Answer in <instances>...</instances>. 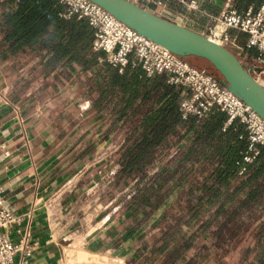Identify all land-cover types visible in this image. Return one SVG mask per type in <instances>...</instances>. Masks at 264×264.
<instances>
[{
    "label": "trees",
    "instance_id": "1",
    "mask_svg": "<svg viewBox=\"0 0 264 264\" xmlns=\"http://www.w3.org/2000/svg\"><path fill=\"white\" fill-rule=\"evenodd\" d=\"M62 11L55 0L0 1V62L14 74L37 60L9 98L29 113L39 93L59 92L53 122L59 134L77 124L73 108L63 111L69 89L92 99L87 119L103 126V136L120 140L101 166L116 167L115 187L128 184L118 198L127 213L121 224L125 235L140 233L128 264H176L202 245L221 255L215 264L227 256L236 264H264V146L244 163L240 124L223 128L226 117L216 109L181 120L180 88L138 67L119 73L98 62L103 54L93 50L86 22L64 19ZM93 150L91 142L79 159Z\"/></svg>",
    "mask_w": 264,
    "mask_h": 264
},
{
    "label": "crops",
    "instance_id": "2",
    "mask_svg": "<svg viewBox=\"0 0 264 264\" xmlns=\"http://www.w3.org/2000/svg\"><path fill=\"white\" fill-rule=\"evenodd\" d=\"M195 1L199 12L187 10L175 1L160 11L154 7L147 11L170 22L180 21V26L204 35L209 26L207 15L216 16L228 6L238 12L249 6L257 10L264 0ZM228 35L233 44L224 43L223 47L236 57L241 53L249 63L254 50L245 48L246 36L232 30ZM36 63V59L30 61V73ZM6 69V63L0 62L1 195L5 208L21 217V229L27 227L35 243L31 260L34 264H92V257L103 255L115 259V264L129 262L133 250L123 230L125 224H121L122 216L111 220L107 207L99 205L102 195L97 192L98 174L104 166L92 162L94 151L88 166L81 162L83 136L70 142L69 130L57 133L53 124L55 114L45 110L51 102L59 103L53 98L59 92L44 94L41 103L35 98L33 109L23 113V107L18 108L9 98L16 84L9 86L10 73ZM63 107L64 112L70 109L68 102ZM10 236L15 238L14 233ZM16 260L15 257L14 264ZM97 260L96 264H110L104 258Z\"/></svg>",
    "mask_w": 264,
    "mask_h": 264
},
{
    "label": "built area",
    "instance_id": "3",
    "mask_svg": "<svg viewBox=\"0 0 264 264\" xmlns=\"http://www.w3.org/2000/svg\"><path fill=\"white\" fill-rule=\"evenodd\" d=\"M55 1L63 9L62 18L74 17L86 22L93 34V50L103 54L98 62H105L119 73L130 65L138 67L146 77L163 75L168 85L182 90V98L178 104L181 120L189 117L202 119L216 109L226 117L223 128L233 122L243 127L247 145L242 161L251 163L257 156L258 148L264 146V121L205 70L190 65L162 46L139 35L88 0ZM126 1L146 11L151 7L160 11L167 3L175 1L187 10L199 12L195 0ZM207 21L209 26L202 36L217 44H233L234 40L227 34L229 30L244 34L245 48L254 50V59L252 58L245 69L253 72L254 64L263 65L264 1L257 10L249 6L243 12L228 6L216 16L207 15ZM172 23L180 26V21ZM257 82L264 87V84ZM243 170L244 167L239 174ZM1 194L0 187V264H14L15 257L16 264H34L31 257L35 243L31 240L28 228L21 229V217L14 216L5 208ZM11 233L15 234L14 239L11 238Z\"/></svg>",
    "mask_w": 264,
    "mask_h": 264
},
{
    "label": "water",
    "instance_id": "4",
    "mask_svg": "<svg viewBox=\"0 0 264 264\" xmlns=\"http://www.w3.org/2000/svg\"><path fill=\"white\" fill-rule=\"evenodd\" d=\"M139 35L162 46L180 58L208 63L220 76V84L250 107L264 121V87L252 72L222 45L179 26L126 0H88Z\"/></svg>",
    "mask_w": 264,
    "mask_h": 264
},
{
    "label": "rangeland",
    "instance_id": "5",
    "mask_svg": "<svg viewBox=\"0 0 264 264\" xmlns=\"http://www.w3.org/2000/svg\"><path fill=\"white\" fill-rule=\"evenodd\" d=\"M229 5L233 6L231 2H229ZM222 43H225V42H222ZM237 57L242 63H244L245 67H247L248 62H246L245 57L241 53H239ZM252 58L254 59V55L252 56ZM30 61H32V59L28 60L27 67L25 69H22L21 72L9 74L8 76L9 80L7 81L9 86L13 88L20 76L30 73V68H31ZM189 64L196 68L206 70L208 74L212 76L214 80L221 82L220 76L206 62L202 60H198V59H191ZM252 71H253L252 77L256 79L257 81L264 84V63L263 65L254 64V69ZM44 94L46 93L41 92L36 96V100H38L39 103H41V98L44 97ZM49 94L50 93H48L47 95ZM53 98L54 100H57V102L60 103L61 101L60 97L56 98V96H54ZM66 100L69 103V107L73 108V117L75 121L77 122L76 126L69 129V134H72L69 141L73 142L76 136L82 135L83 141H82L81 147L88 146L92 142L93 147H94L93 151L95 152L94 155L91 156L93 158L92 162L102 165L103 162L110 157V154L117 147L119 143V138L102 136L101 132L103 130V126L95 124V121L93 120L87 119L86 115L90 110V103L92 99L83 98L79 91H77L74 88H70L68 94L66 95ZM57 104L51 102L45 108V110L49 111L50 114L54 115L56 114V110L58 108ZM89 158L90 156L88 155H82L80 160L81 162H84L86 166H88L90 163L88 161ZM88 170H90V167ZM115 171H116V167L112 168L110 164H107V165H104L101 172L98 174L100 180L98 181V187H97L98 191L97 192L101 193L102 195V198H100L101 200L99 202V205L102 207H105V206L107 207L106 210L108 211L109 219L111 220H114L116 217H119L122 214L123 216H127V213L123 211V201L119 202L118 198L121 194L126 193L128 191V184L123 183L115 187L114 182H113V175ZM145 232L146 231L141 233V235H143ZM121 234H123L122 231H121ZM139 234L140 233L128 234L127 236L129 237L128 243L131 244L129 246L131 247V250H133L135 245L137 244L136 238L139 237L138 236ZM205 248H206V245H202L200 248L201 250L200 252L197 250H191L187 252L184 256L183 261L177 262L176 264H183L184 262H186V260H191V264H215L217 261V256H221V255H215V254H212L211 252H205ZM98 258H104L110 264L116 263V260L113 258H107L103 255H98L96 256L95 259L93 257L90 259L92 264H96L98 261L97 260ZM124 264H128V262L125 261ZM224 264H236V263H234V260L231 256H227Z\"/></svg>",
    "mask_w": 264,
    "mask_h": 264
},
{
    "label": "bare ground",
    "instance_id": "6",
    "mask_svg": "<svg viewBox=\"0 0 264 264\" xmlns=\"http://www.w3.org/2000/svg\"><path fill=\"white\" fill-rule=\"evenodd\" d=\"M220 45L224 44V43H219ZM223 46V45H222ZM225 48V47H224ZM229 51V50H228ZM230 52V51H229ZM231 53V52H230ZM232 54V53H231ZM233 56H235L234 54H232ZM236 57V56H235ZM261 83V82H260Z\"/></svg>",
    "mask_w": 264,
    "mask_h": 264
}]
</instances>
